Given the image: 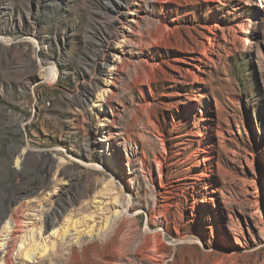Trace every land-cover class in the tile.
Here are the masks:
<instances>
[{
	"label": "rangeland",
	"instance_id": "1",
	"mask_svg": "<svg viewBox=\"0 0 264 264\" xmlns=\"http://www.w3.org/2000/svg\"><path fill=\"white\" fill-rule=\"evenodd\" d=\"M220 1L0 0L12 40L0 43V230L8 220L18 235L7 264H264V0ZM185 174L198 184L168 197ZM55 191L71 200L61 225L101 194L120 217L79 243L36 231L48 250L26 262L20 236Z\"/></svg>",
	"mask_w": 264,
	"mask_h": 264
},
{
	"label": "bare ground",
	"instance_id": "2",
	"mask_svg": "<svg viewBox=\"0 0 264 264\" xmlns=\"http://www.w3.org/2000/svg\"><path fill=\"white\" fill-rule=\"evenodd\" d=\"M116 1L118 2V4L119 3L123 4V3L126 2V0H116ZM135 1L131 0L130 3H133ZM193 1L198 3L200 0H193ZM216 1L221 2L220 0H216ZM238 1L239 2L237 4H235L234 7H233V9H235V10L239 9L240 6H241L240 3H241L242 0H238ZM113 10H114V12L117 10V13H118V15H116L117 19L122 20V19L126 18V20H127V17L124 15V13H123V11H122V9H121V7L119 5L116 6L114 4L113 5ZM232 30H233V33L235 35H238L239 33L243 34V33L246 32V27L242 23H238L236 25V27L232 28ZM212 35H213V37H215L217 39L219 38V39H222V41H224V42L226 41V36H225L224 31L222 29L215 30L214 32H212ZM238 38H239V41L242 42V43H248L249 42V39L247 38L246 35L243 36V37L242 36L241 37L238 36ZM11 41L12 40L10 38H8V37L0 36V43H3V44L6 43L7 44V43H9ZM190 58L194 59L193 57H190ZM110 66L112 68H117L118 65H115V63L113 65V63H110ZM182 70H183V74L184 75H186V73H190V71H191L189 67H183ZM180 73L178 74V76L180 75ZM103 96H99L97 98V101H96L97 103L93 104L95 107H100V110H104L103 109L104 106H103V103H102L104 101V97ZM191 108H192V104L188 103L187 104V109H191ZM96 126L100 128V131L102 133H104V135L101 136L102 138H99L98 141H103V142L110 141V139L113 137V135L105 129V127L107 126V123H105L104 120H100ZM192 142H193V138H183L182 140H179V142H177L174 145V148H173L174 153L175 154H183V153H185L191 147ZM196 151L203 153V151H201V150H195L194 152H196ZM28 152H29L28 149L27 150L24 149V150H22L19 153V156L15 158L16 165L17 164L19 165L18 168H21V169L23 168L24 159L25 158L22 157V155H27ZM209 158H211V155H208V156L204 157L203 163H206V160H209ZM199 180H200V178H197V177H194V176H190L188 174L179 176V177L171 180V182H170V184H169V186H168V188L166 190V192L168 194L167 196L169 197V196L173 195L172 197H176L177 195H180L181 193L190 192L195 187V185L198 184ZM104 196H105V194L104 195L101 194V196H97V197L94 198V200L92 202H94L96 205L92 206V204H90L91 207H95L94 210H91L90 212H88L86 214V216H83L82 217L83 219L82 218H80V220L79 219H73L72 216L67 215L66 218H64V223L61 225V222L63 220L60 222V219L62 218L61 216H62V214H63V212H64V210L66 208V207H64V203L65 202L70 203L71 200H70V198L68 196L63 197L61 192H56L55 193V197H53L55 199V201H56L55 207L53 208V210L50 213H47V214L43 215L42 220H40L41 221L40 226H35V224H34V227H31V228L29 227V230H27L28 229L27 228L25 230V232L20 236V241H19V246H18L19 251L18 252L20 254H23V258L25 259L26 262H32L35 258H37V256L41 257L43 255V253L46 250H48L47 249L48 248L47 247L48 244H46L47 242H45L43 244L42 243L43 241L39 243L38 240L36 239L37 234L35 236V232L37 231V233L40 234V232L42 230L45 231L47 228H52V233H54V235L56 233V235L59 236L60 240L66 239L69 236H71V239H74L75 243H79V241L81 240L82 236L85 235V234H87V235L88 234H90V235L93 234L94 236L100 234L101 231H103L104 229L109 227L111 225V222L119 216V213H121V209L120 210L119 209H115L112 212V214H110V215L105 214L106 211H107L106 205H113V206L116 205V206H120L121 207V205H120L121 203L115 202V200H113L112 202L110 201L109 204H107L109 201H107V203H104V201H105V200L103 201V197ZM98 197L100 199H98ZM96 198H97V200H96ZM85 205H86V206H84L85 211L89 210V204H85ZM126 207L127 208L130 207V204L128 203V206H126ZM125 211L127 212V209ZM99 221L101 223H103V224L101 225V227H99V228L97 227L98 230L96 228L92 229L93 225L92 226L90 225L91 229L90 228L87 229L89 222H92V224L94 223V226H95V223H100ZM3 227L4 228H2L0 230V252H1L0 264H7L9 262L8 258L6 256V254L8 253V247L12 243L11 241H13L15 238H17L18 235L16 234V231H17L16 228L13 225H11L8 222V220H6L5 226H3ZM52 233H51V235H53ZM51 246L52 245H49L50 248H51ZM18 254H17V256H18ZM112 256L110 255V257H112ZM113 257H115V256H113ZM73 258H76V254L73 255ZM57 259L59 261V260H62L63 258L61 257V255H58Z\"/></svg>",
	"mask_w": 264,
	"mask_h": 264
}]
</instances>
